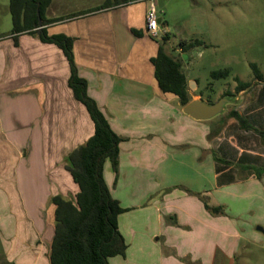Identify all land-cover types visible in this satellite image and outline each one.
Masks as SVG:
<instances>
[{
    "label": "crops",
    "instance_id": "crops-1",
    "mask_svg": "<svg viewBox=\"0 0 264 264\" xmlns=\"http://www.w3.org/2000/svg\"><path fill=\"white\" fill-rule=\"evenodd\" d=\"M149 4V0H51L45 19L55 22L45 27L51 36L74 39L75 62L88 83V94L123 138L120 156L130 150L128 142H147L145 155L150 147H157V141L165 143L160 154L164 159L148 166L159 182L154 180L141 193L127 194L131 206L124 204L119 177L109 186L127 209L156 214L159 227L151 238H164V247L173 252L162 264H185L186 260L200 264L201 258L203 264H217L216 258L220 264H233L239 248H247L249 240L257 238L255 233L243 224L238 230L227 217L208 211L200 197H170L164 190L171 182L162 178L175 168L191 171L190 192L210 196L212 208L229 207L224 194H241L244 207L262 206L264 78L238 77L251 86L236 93L235 80L234 90L222 92L238 95V103L209 128L199 125L205 121L187 117L178 98L162 92L155 78L151 60L163 40L146 33ZM159 21L160 36L168 34V43L169 29L163 26V18ZM39 35L38 28L36 34L0 36V189L15 202L14 234L3 261L9 264H49L55 211L50 199L65 195L68 182L78 188L65 158L95 132L88 110L69 86L71 67L66 55L57 45L42 42ZM179 51L186 52L182 45ZM258 68L264 77L263 68ZM186 78L191 99L204 100L202 92L192 91L200 86L198 78ZM185 144L191 150L174 151ZM208 177L211 184L205 187ZM218 236L224 245L217 244Z\"/></svg>",
    "mask_w": 264,
    "mask_h": 264
},
{
    "label": "rangeland",
    "instance_id": "rangeland-1",
    "mask_svg": "<svg viewBox=\"0 0 264 264\" xmlns=\"http://www.w3.org/2000/svg\"><path fill=\"white\" fill-rule=\"evenodd\" d=\"M9 2L10 0H0V36L13 32ZM153 2L159 18L164 20L163 26L169 29L171 38L167 43V50L184 63L183 70L187 75L198 78L200 86L198 88L193 86L192 91L195 94L202 92L206 102L215 103L223 96V91L234 90L236 77H241L245 81L253 78L251 63H257L264 70V0H153ZM162 38V36L159 38L160 41ZM182 39L188 43L196 40L202 43L181 53L179 48ZM223 69H230L232 75L228 78H212L214 71ZM229 109L228 107L225 114L219 115L214 121L200 122L199 125L209 128L212 122L228 115ZM128 144L130 150H125L121 156L119 155L117 172H114L110 160H107L103 173L110 187L118 177L121 179L119 191L125 206L129 207L131 205L127 194L130 196L133 192L141 193L148 185H154V180L156 183L159 182L158 175L156 178L151 175L148 166L158 165L160 160L164 159L160 154L161 145L165 143L157 141V147H150L151 152L147 151L146 155L143 152L148 147L147 142L135 140ZM190 147L186 144L180 145L175 147L174 151L191 150ZM134 150L136 151L133 153ZM121 165L123 169L120 172ZM190 175L191 171L185 172L183 168H175L172 174L165 179L162 178L171 182L169 183L171 187L165 189L164 193L170 197L192 195L200 197L204 204L208 203L210 196L190 192ZM210 184L211 178H205V187H210ZM71 185V182L66 183L64 196L74 198L78 188ZM219 196L215 195V198L218 199ZM222 197L228 200L229 207H222L218 215L227 217L226 219L234 223L238 230L242 229V224L246 225L245 228L257 236L256 239L249 240L247 248L245 245L239 248L237 257L232 258L233 264H264V232L259 231L260 228L264 231V204L259 207L252 205L249 208L247 205L244 207L241 194H224ZM237 197H241V201H238ZM14 205V199L0 189V264H5L3 261L14 234L15 215L12 213ZM127 210L119 216L118 227L127 242L126 254L111 258L109 264H162L163 258H170L173 252L169 247H164V238L161 240L151 238V232L159 227L156 214L146 216L145 211L139 209ZM223 241L224 239L218 236L217 244L224 245ZM216 259L217 264H220L221 259ZM187 261L185 262L188 263ZM200 264H203L202 258Z\"/></svg>",
    "mask_w": 264,
    "mask_h": 264
},
{
    "label": "trees",
    "instance_id": "trees-1",
    "mask_svg": "<svg viewBox=\"0 0 264 264\" xmlns=\"http://www.w3.org/2000/svg\"><path fill=\"white\" fill-rule=\"evenodd\" d=\"M51 0H10L13 20V33L30 32L36 34L39 19L43 28L39 38L44 43L57 45L66 55L71 76L69 86L76 100L88 110L95 125V132L89 140L72 151L65 158L66 169L70 172L79 191L74 198L62 194L51 197L55 206L54 235L49 245V264H109V260L125 255L127 242L119 231V216L128 211L120 201L115 199L107 184L103 169L110 160L114 172L119 167L120 144L123 138L118 136L97 102L88 94V83L78 73L74 58V39L60 34L49 35L47 24L55 21L45 19V11ZM137 33V32H135ZM167 34L159 46L157 57L151 62L155 67V78L164 93L174 94L182 106L191 101L188 91L186 73L183 63L167 50ZM201 41H181L182 48L187 51ZM255 79L261 80L262 72L257 64L251 63ZM230 69L214 71L213 79L228 78ZM237 81L236 93L247 90L251 84ZM227 92L223 96H230ZM222 96V97H223ZM237 112L232 116L239 117ZM206 208L218 214L222 207ZM9 264V263H5Z\"/></svg>",
    "mask_w": 264,
    "mask_h": 264
},
{
    "label": "water",
    "instance_id": "water-1",
    "mask_svg": "<svg viewBox=\"0 0 264 264\" xmlns=\"http://www.w3.org/2000/svg\"><path fill=\"white\" fill-rule=\"evenodd\" d=\"M160 23V21H159ZM39 32L43 28L42 20L39 19ZM239 101L238 95L223 96L215 103H208L199 97L191 99L184 105L183 112L187 117L196 121H210L227 111L230 105L236 104ZM259 231L264 232L261 228Z\"/></svg>",
    "mask_w": 264,
    "mask_h": 264
},
{
    "label": "built area",
    "instance_id": "built-area-1",
    "mask_svg": "<svg viewBox=\"0 0 264 264\" xmlns=\"http://www.w3.org/2000/svg\"><path fill=\"white\" fill-rule=\"evenodd\" d=\"M149 8L147 11V19H146V33L152 38H160V23H159V15L153 0H149Z\"/></svg>",
    "mask_w": 264,
    "mask_h": 264
}]
</instances>
